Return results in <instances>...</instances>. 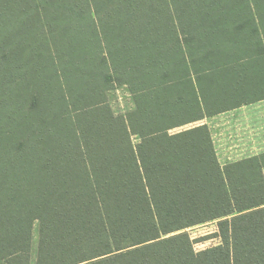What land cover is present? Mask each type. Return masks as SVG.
<instances>
[{
	"label": "trees",
	"instance_id": "1",
	"mask_svg": "<svg viewBox=\"0 0 264 264\" xmlns=\"http://www.w3.org/2000/svg\"><path fill=\"white\" fill-rule=\"evenodd\" d=\"M222 70L264 97V0H0V264H29L35 223L36 264H264L257 161L221 167L204 128L171 133L193 119L180 86L190 105ZM126 83L147 140L86 148L108 236L63 246L61 223L89 210L79 134L113 123L107 93ZM210 222L217 246L171 236Z\"/></svg>",
	"mask_w": 264,
	"mask_h": 264
},
{
	"label": "crops",
	"instance_id": "2",
	"mask_svg": "<svg viewBox=\"0 0 264 264\" xmlns=\"http://www.w3.org/2000/svg\"><path fill=\"white\" fill-rule=\"evenodd\" d=\"M212 73L214 74L209 73L204 81L195 84V99L190 105L186 103V96L181 92L183 86H180L178 97L181 103L177 111L183 116L188 109L193 119L191 123L174 129L171 133L204 128L221 167L255 159L264 181V97L253 98L255 90L251 89L243 93L233 91L223 70ZM138 114L139 136L146 141L147 135L140 111Z\"/></svg>",
	"mask_w": 264,
	"mask_h": 264
},
{
	"label": "rangeland",
	"instance_id": "3",
	"mask_svg": "<svg viewBox=\"0 0 264 264\" xmlns=\"http://www.w3.org/2000/svg\"><path fill=\"white\" fill-rule=\"evenodd\" d=\"M107 104L113 123L91 131L79 134V144L75 148L77 163L84 177V193L78 198H85L86 206L89 208L87 214L72 217L60 225V240L63 246L72 244L78 240H86L97 235L108 236L107 224L103 210L99 202L96 190L85 160L87 147L101 144L107 141L120 140L125 146L135 147L144 142L139 136V103L136 92L131 83L118 85L107 93ZM139 119V120H138ZM138 126V128H137ZM264 175V174H263ZM78 214V213H77ZM85 215L87 217H85ZM74 216V215H73ZM89 218V225L85 228L84 220ZM65 227V228H64ZM181 235L184 240L189 241L195 251L204 250L221 244L217 230V222L202 224L192 227L171 236ZM133 259H139L151 255L150 243L133 246L127 249ZM38 253V228H33L31 247L28 254L29 264L37 263ZM110 256H101L83 264H110Z\"/></svg>",
	"mask_w": 264,
	"mask_h": 264
}]
</instances>
